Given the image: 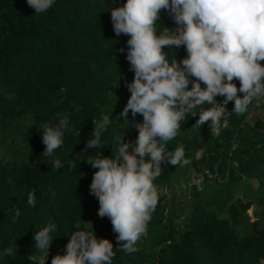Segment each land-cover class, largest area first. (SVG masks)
<instances>
[{
	"label": "trees",
	"instance_id": "16d2710c",
	"mask_svg": "<svg viewBox=\"0 0 264 264\" xmlns=\"http://www.w3.org/2000/svg\"><path fill=\"white\" fill-rule=\"evenodd\" d=\"M124 3L55 0L36 15L26 0H0V253L14 250L12 256L0 255V264H31L35 231L49 223L57 228L46 264L80 230L113 243V264L264 263V124L240 128L251 104L245 113H233L219 136L211 135L210 122L196 127L198 115L189 116L166 143L169 151L183 145L191 163L162 164V174L153 181L158 195L171 186L179 168L202 174L211 183L205 195L193 187L179 224L164 214L165 199L159 197L147 234L136 244L138 251L127 253L119 250L110 219L99 217L98 211L91 214L90 184L97 169L86 162L115 156L117 141L134 143L135 125L143 122L142 115L133 118L131 112L129 121L119 117L130 97L126 82L134 73L126 60L130 37L115 35L110 16L111 8ZM160 17L157 34L163 26L176 27L164 10ZM164 51L169 62L174 56L187 57L183 46ZM233 82L239 88L240 82ZM233 107L229 102L228 111ZM105 114L111 122L101 135L102 146L84 150L93 138V120ZM62 116L69 125L55 157L63 167L53 169L49 158L41 156L45 145L38 128ZM31 191L36 194L34 207L27 204ZM250 194L256 195L260 213L249 223L253 203L245 198ZM15 208L20 216L14 220Z\"/></svg>",
	"mask_w": 264,
	"mask_h": 264
},
{
	"label": "clouds",
	"instance_id": "9594fccd",
	"mask_svg": "<svg viewBox=\"0 0 264 264\" xmlns=\"http://www.w3.org/2000/svg\"><path fill=\"white\" fill-rule=\"evenodd\" d=\"M26 3L39 15L55 0ZM161 10L176 27L163 26L157 34ZM110 19L117 37H130L126 60L134 73L132 81L126 82L130 97L119 117L129 121L131 112L133 118L142 115L143 122L135 125L138 137L134 143L117 141L115 156L101 155L86 163L97 169L90 194L99 202V217L110 219L119 250L135 253L158 204L153 181L162 174V164L183 167L191 163L183 145L173 151L165 147L176 137L181 121L198 115L194 126L210 122L211 135L219 136L233 113H245L254 99L264 97V0H126L123 6L111 8ZM182 46L187 57L177 60L174 56L169 62L165 48ZM234 80L240 82L239 88ZM218 96L224 99L218 102ZM229 102H234L231 112ZM110 122L106 114L93 120V138L84 150L102 146L101 135ZM68 125L67 116H62L38 128L45 145L41 156L49 158L53 169L63 167L55 153ZM27 204L35 206L34 191L28 193ZM14 213L15 220L20 209ZM56 228L49 223L35 231L34 251L28 256L31 264H46ZM68 237L65 251L52 256L51 264H113L115 252L109 239L83 230ZM0 255L12 256L14 250L8 247Z\"/></svg>",
	"mask_w": 264,
	"mask_h": 264
},
{
	"label": "rangeland",
	"instance_id": "374dc122",
	"mask_svg": "<svg viewBox=\"0 0 264 264\" xmlns=\"http://www.w3.org/2000/svg\"><path fill=\"white\" fill-rule=\"evenodd\" d=\"M211 177L212 176L208 177V179ZM251 184L253 187H256L255 181H251ZM207 185L210 186L211 183L207 178L205 179L202 174H197L191 169H177L171 186L163 188L159 193V197L165 199L164 214L167 217L170 216L177 224H179L182 219L180 215L186 211V202L190 200L193 187L198 191H202L205 195V187ZM245 199L253 203L251 208L247 211V221L250 223L254 221L260 213V207L257 204V197L255 194H250ZM98 209L99 202L94 196V198L89 201V210L93 215ZM86 225L88 226V224Z\"/></svg>",
	"mask_w": 264,
	"mask_h": 264
},
{
	"label": "built area",
	"instance_id": "2783aa9c",
	"mask_svg": "<svg viewBox=\"0 0 264 264\" xmlns=\"http://www.w3.org/2000/svg\"><path fill=\"white\" fill-rule=\"evenodd\" d=\"M264 124V97L256 98L250 105L248 114L242 120L240 128L245 126L255 127L257 125ZM207 177H210L209 173L205 172Z\"/></svg>",
	"mask_w": 264,
	"mask_h": 264
}]
</instances>
